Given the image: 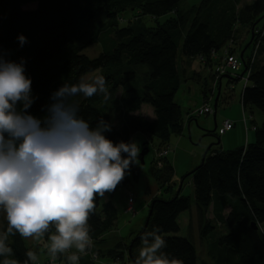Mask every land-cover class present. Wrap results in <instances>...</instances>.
Segmentation results:
<instances>
[{
    "label": "trees",
    "instance_id": "trees-1",
    "mask_svg": "<svg viewBox=\"0 0 264 264\" xmlns=\"http://www.w3.org/2000/svg\"><path fill=\"white\" fill-rule=\"evenodd\" d=\"M186 2L0 0V56L17 64L23 61L25 75L32 81V95L36 98L27 112L37 118L46 115L45 106L51 102L52 93L64 83H78L81 77L99 71L105 77L110 99L105 102L100 93L91 98L73 97V102L80 106L78 115L90 128H95L101 119L111 124V131L104 135L114 144L135 142L134 138L142 134L158 139L159 151L166 147L164 144L171 132L177 135L182 132L181 107L174 99L181 84L179 52L189 59L205 57L208 67L212 51L221 52L230 41L233 43L230 53L238 54L235 49L238 25L249 27L243 45L247 43L254 48L260 41L256 62L241 92V104L244 109L253 107L264 112V57L256 59L260 50L264 54V34H256L249 43L254 25V29H264V0H252L243 6L242 0H200L185 11ZM128 13L136 16L137 21L122 24L121 18ZM162 16L167 18L160 23L157 19ZM141 18L156 20V26L147 28ZM103 24L104 32L100 36ZM20 36L26 38L23 45L18 39ZM100 38L102 52L96 58L90 59L82 53ZM243 45L241 51L245 53L247 47ZM244 53L243 61L249 68L248 58L253 51L246 57ZM244 72L243 68L241 73ZM211 91L203 85L204 98ZM116 100L122 111L119 118L109 112ZM145 104L151 106L153 119L139 113ZM252 129L253 142L228 151L220 148L219 129L208 131L216 141L207 147L201 162L181 179L184 182L191 178L200 239L208 241L215 229L213 219L228 231L208 243L206 254L211 263L203 261V264H264V232L260 228L264 224V122ZM147 144H143L140 151L144 147L149 149ZM122 156L126 158L127 154ZM163 163V170L153 164L151 170L160 184V195L148 205L150 216L146 226L144 222L128 243L115 234L116 207L111 201L101 204L100 197H96V208L88 223L99 260L94 262L87 256L81 257L80 264H133L134 250L141 246V235L154 227H159L166 239L167 247L163 251L170 258H178L183 264H198L194 241L177 236L178 217L191 209L192 199L182 195L179 185L172 181L173 168L167 158ZM141 172L138 160L126 170L119 185L137 182ZM165 172L172 173V184H165ZM6 228L4 214L0 232ZM47 237L48 234L45 242ZM6 243L12 248L9 258L23 264L29 250L24 239L17 233L10 235ZM3 259L0 257V264ZM58 260L65 263L66 257L61 255Z\"/></svg>",
    "mask_w": 264,
    "mask_h": 264
},
{
    "label": "clouds",
    "instance_id": "clouds-1",
    "mask_svg": "<svg viewBox=\"0 0 264 264\" xmlns=\"http://www.w3.org/2000/svg\"><path fill=\"white\" fill-rule=\"evenodd\" d=\"M18 39L25 43L24 36ZM31 86L23 61L0 56V212L7 221L0 232V257L2 264H20L9 258L10 235L42 242L48 234L43 247L52 264L61 255L68 264H78L93 246L88 222L96 197L117 188L138 162L140 147L136 142L114 144L104 135L111 124L101 119L90 128L78 115L73 97L100 93L105 102L110 99L103 75L64 83L52 93L43 118L27 112L36 99ZM160 233L154 227L141 235L133 264H183L163 251L167 242ZM26 257L23 264H38L36 252L28 250Z\"/></svg>",
    "mask_w": 264,
    "mask_h": 264
},
{
    "label": "rangeland",
    "instance_id": "rangeland-1",
    "mask_svg": "<svg viewBox=\"0 0 264 264\" xmlns=\"http://www.w3.org/2000/svg\"><path fill=\"white\" fill-rule=\"evenodd\" d=\"M252 0H242L241 6L250 3ZM200 0H187L185 5V11H187L190 6H196L199 4ZM166 16L159 17L157 19L158 22L163 23L166 20ZM122 19L124 21H122ZM136 16L131 13L125 14L124 17L121 18L122 24L130 23L131 20L137 21ZM142 22L147 28L153 29L156 26V20H151L150 18H141ZM262 23L258 25L260 26ZM105 24L101 25L100 29V36L101 33L104 32ZM238 37L237 43L240 46L241 43H244L247 40L249 35V27L238 25L237 26ZM182 44V43H181ZM246 44V45H245ZM243 46L247 47L244 53V56L251 55L253 51V45H247L245 43ZM102 39L100 38L97 43L91 45L90 47L86 48L82 53L86 55L90 59L96 58L102 52ZM181 50V48H180ZM261 51V50H260ZM257 54L256 59H261L264 57V54L260 53ZM181 52V51H180ZM179 52L178 54V67L180 70V79L181 85L176 94L175 101L181 107V123H182V132L177 135L173 132L170 133L168 142L164 144V146H169L171 151L174 150V157L176 158L175 165H172L173 168V177L172 181L176 184L181 186V194L184 196H189L192 199V207L190 210L183 212L178 217V223L180 230L177 233V236L181 237H190L196 246V250L198 252V264H203V260L211 263L210 258L206 256L208 243L215 241L219 238L222 234L228 233L225 231L222 225H219L214 219L215 229L208 237V241H204L200 239L199 234V223L197 219V214L195 213V204L193 202L194 195H193V188L191 184V178L185 179L182 183L181 179L190 172V155L191 152L197 154L199 156L204 155L205 150L211 144V142H215V138H211L208 135V131L214 130L215 121L218 123V119L214 120L213 115H202L197 116L194 114L196 110L202 107L204 102H207L209 106L214 109V104L217 96H219V101L216 105V111L221 114V116H226L228 114H240L241 119L247 120L248 113L253 112L254 120L257 126H260L262 122H264V112H261L253 107H246L245 113L246 115L242 114V104H241V92L243 90V86L245 83V77L239 78L235 81H230L227 77L221 78V85L219 90V85L214 86L213 77H211V73L209 67L202 64L197 58L189 59ZM257 60V62H258ZM256 62V60H255ZM187 71L194 72L195 78L192 80L186 79L185 80V73L183 69ZM196 71V72H195ZM242 69L238 71L232 72V79L235 80L239 77L242 73ZM101 75L99 71L89 73L84 77H93L95 75ZM192 74V73H191ZM245 75V74H244ZM203 85L206 86V89L213 90L212 93H208L207 99L203 97L202 89ZM233 87V88H232ZM232 88V89H231ZM219 90V94H218ZM121 90L117 93V97L120 96ZM144 108L142 113L148 115L149 111L152 113L151 106L145 104L143 105ZM233 107V108H231ZM149 109V111H148ZM233 109V111H231ZM109 112L114 115L115 118H119L120 113L122 111L119 107V102L116 100ZM192 115L191 118L193 119L190 122L191 125V132L187 129L185 125H187L186 117ZM247 122V121H246ZM117 124V123H115ZM206 128V129H203ZM216 130V129H215ZM198 134H197V133ZM193 134H197L194 136ZM192 136V140L189 137ZM142 134H138L137 137L134 138V141L137 144H141L144 142L142 138ZM220 148L223 151L234 150L238 147H241L245 144L246 136L245 132L243 131L242 125L236 123L231 130H228L220 135ZM250 142L254 141V132L249 133ZM149 139V138H148ZM149 152L147 155L144 156V165L142 166V172L137 182H127V184H122L117 186L115 191L113 192H106L104 197H100V203L103 204L104 202L111 201V203L116 207L118 212V220L116 226L114 227V231L117 238L120 240H124V242L128 243L131 238L134 236V232L139 230L148 215V207L147 202L149 198V194L156 190L155 181L152 179L151 173V162L158 168L159 170L164 169V158L155 159V153L159 149L160 142L156 138L149 139L148 141ZM249 142V143H250ZM171 153V152H170ZM167 159L171 160V157H166ZM201 162V161H200ZM171 172L164 174V181L165 184L169 183L172 184L170 180ZM177 185V186H178ZM179 189V188H178ZM132 193L134 195V208L136 211V215L134 217L127 215L124 211L127 201V193ZM194 211V212H193ZM4 217V213L0 212V228L2 223V218ZM209 217L212 218L211 214ZM261 231L264 232V224L260 227ZM132 233V234H131ZM114 235V234H113ZM113 239L114 237L111 236ZM116 238V237H115ZM24 239V238H23ZM25 245L28 247L29 250H32L37 253L38 255V262L45 264H52L50 257L47 255V250L44 249L43 244L45 243V238L42 242H36L32 239H24ZM141 246L135 248L134 253L137 256L139 249ZM64 256V255H63ZM66 257V256H64ZM62 260H57L56 264H67V260L65 263H61Z\"/></svg>",
    "mask_w": 264,
    "mask_h": 264
},
{
    "label": "built area",
    "instance_id": "built-area-1",
    "mask_svg": "<svg viewBox=\"0 0 264 264\" xmlns=\"http://www.w3.org/2000/svg\"><path fill=\"white\" fill-rule=\"evenodd\" d=\"M259 33L262 36V34H264V29H254V36H256V34L258 35ZM259 45H260V41L258 40L254 44L253 54L251 55V57L248 58L249 68H247L245 61H243V59L240 57L239 52H238V54L237 53L236 54L230 53V51L233 47L232 41H230L226 46H224L222 48L221 52L217 53L216 51H212L211 56H210V60H209L210 65H211V66H209V70H210V73H211L213 80H214V86L216 87L217 84H219L222 77H225V76L231 77L233 75L232 74L233 71H238V70L244 68L245 72L243 74H241L239 76V78L245 77L244 78L245 83L243 86V87H245L248 83L250 68H251L252 64L255 62V56H256V53L258 51ZM197 59L204 65H207V63H208L206 61V58L203 56H199V57H197ZM212 92H213V90H212ZM214 113H215L214 109H212L207 102H204L202 107L194 112V114L197 116L214 115ZM244 120L246 121V119H244ZM232 126H233V123L230 119L224 120L221 124V127L219 128V133L222 134V133L230 130L232 128ZM170 152H171V148L167 145L165 148H163L159 151H156L155 159L158 160L161 158H166L170 154ZM124 211L127 215H130L132 217H134L136 215V211L134 208V195L130 192L127 193V201H126V206L124 208ZM86 256L89 257V259H91V261H94V262H97L99 260L97 253L94 251V244L90 250H87V254L86 255L81 254L80 258L81 257L84 258ZM79 262H78V264H80ZM109 264H117V263L112 262ZM126 264H129V263H126Z\"/></svg>",
    "mask_w": 264,
    "mask_h": 264
},
{
    "label": "crops",
    "instance_id": "crops-1",
    "mask_svg": "<svg viewBox=\"0 0 264 264\" xmlns=\"http://www.w3.org/2000/svg\"><path fill=\"white\" fill-rule=\"evenodd\" d=\"M242 45H243V43H241V45L239 46L238 44H237V46H235L236 48V52H240L241 53V47H242ZM184 68V67H183ZM183 72L185 73V80L186 79H189V80H192L193 78H195V76L193 75L194 74V72H191V71H187V70H185V68L183 69ZM196 72V71H195ZM192 73V74H191ZM232 77V76H231ZM227 79H229L228 77H227ZM239 79V77H237L235 80H233V79H229L230 81H235L236 82V80H238ZM180 83H181V80H180ZM219 84L221 85V81L219 82ZM218 84V85H219ZM181 85V84H180ZM180 88V87H179ZM179 90V89H178ZM178 92V91H177ZM177 92H176V94H177ZM176 94H175V97H176ZM204 97V96H203ZM175 99V98H174ZM207 99V98H206ZM218 99H219V96H218ZM218 101L219 100H217V103H218ZM217 103H216V105H217ZM143 108H144V106H142V108H141V110L139 111V113H141L142 115H144L145 117H147L148 119H153V117H154V114H153V112L152 113H150V111H149V109H148V111H149V113H148V115H145L144 113H142V110H143ZM231 108H233V107H231ZM231 111H233V109H231ZM240 114L241 113H238V115L237 114H228L227 113V115L226 116H221V114L220 113H218L217 111H215V114L213 115V117H214V120H215V118H216V120L218 119V123L216 122V124H217V129H219L220 127H221V124H222V122L224 121V120H226V119H230V120H232L233 121V123H234V125L236 124V123H239V124H241L242 125V128H243V131L245 132V136H246V140H245V144L243 145V146H245L246 144H248L249 142H250V138H249V133L250 132H254V130L252 129L254 126H257V124H256V122H255V120H254V114H253V112H251L250 111V113H248V116H246L247 117V122H246V124L245 123H243V120L241 119V117H240ZM242 114L244 115H246V113H245V109H244V107L242 106ZM190 118H191V115H189L188 117H186V121H187V125H185L186 127H187V129L189 130V132H191L192 130H191V125H190V122L191 121H189L190 120ZM115 123H117V122H114V124ZM203 129H206V128H203ZM197 133V132H196ZM198 134V133H197ZM197 134L195 135V134H193L194 136H197ZM137 137V136H136ZM143 139H144V142L143 143H141L140 145L138 144V146L140 147V149L142 148V145L143 144H145V143H148L147 141L150 139V137H148V136H146V135H143V137H142ZM149 138V139H148ZM189 139L190 140H192V136H190L189 137ZM148 145V144H147ZM174 153H175V151L174 150H172L171 151V153L167 156V157H173L171 160H169V159H167V161H169L170 163H171V165H175V163H176V158L174 157ZM201 159H202V156H199V155H197V154H194L193 152H191V155H190V164H191V170H193L199 163H200V161H201ZM143 166V165H142ZM151 170H152V162H151ZM191 170H190V172H191ZM152 173V172H151ZM152 179L155 181V187H156V190L154 191V192H152V193H150L149 194V198H148V202H147V207H148V205H149V203H150V201L154 198V197H156V196H159L160 195V184L157 182V180L154 178V177H152ZM191 184H192V182H191ZM194 211H195V213H196V207H195V209H194ZM193 211V212H194ZM132 234V233H131ZM206 256H207V254H206ZM208 257V256H207ZM209 258V257H208ZM204 261V260H203ZM202 261V262H203ZM206 262V261H205Z\"/></svg>",
    "mask_w": 264,
    "mask_h": 264
},
{
    "label": "water",
    "instance_id": "water-1",
    "mask_svg": "<svg viewBox=\"0 0 264 264\" xmlns=\"http://www.w3.org/2000/svg\"><path fill=\"white\" fill-rule=\"evenodd\" d=\"M254 26H255V25H254ZM254 26L252 27V34H251V39H250V42H249V43H251V41H252V39H253V37H254ZM243 53H244V51H241V53H240V57H241L242 59H243ZM225 77H228V76H225ZM219 90H220V85H219ZM219 90H218V94H219ZM217 100H218V96H217V98H216V100H215L214 111H216V103H217ZM214 114H215V113H214ZM216 128H217V124H216V122H215L214 130H215ZM148 152H149V149H148L147 147H144V148L140 151V153H139L137 159L139 160V162L141 163V165H144V156L147 155ZM204 154H206V151H205ZM188 174H189V173H188ZM181 181H182V180H181ZM182 182H183V181H182ZM180 188H181V186H180ZM180 188H179V190H180ZM149 216H150V211L148 212V215H147V218H146V221H145V225H144V227L146 226V224H147V222H148ZM252 226H253L254 228H257V226H256L255 223H252Z\"/></svg>",
    "mask_w": 264,
    "mask_h": 264
}]
</instances>
